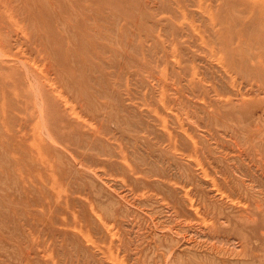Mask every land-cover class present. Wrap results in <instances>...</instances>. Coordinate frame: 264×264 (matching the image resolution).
I'll return each mask as SVG.
<instances>
[{"label": "rangeland", "instance_id": "374dc122", "mask_svg": "<svg viewBox=\"0 0 264 264\" xmlns=\"http://www.w3.org/2000/svg\"><path fill=\"white\" fill-rule=\"evenodd\" d=\"M0 264H264V0H0Z\"/></svg>", "mask_w": 264, "mask_h": 264}, {"label": "bare ground", "instance_id": "6f19581e", "mask_svg": "<svg viewBox=\"0 0 264 264\" xmlns=\"http://www.w3.org/2000/svg\"><path fill=\"white\" fill-rule=\"evenodd\" d=\"M246 206V205H245Z\"/></svg>", "mask_w": 264, "mask_h": 264}]
</instances>
